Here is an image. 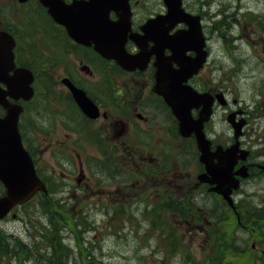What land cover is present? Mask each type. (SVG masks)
Returning <instances> with one entry per match:
<instances>
[{"label":"flooded vegetation","instance_id":"obj_1","mask_svg":"<svg viewBox=\"0 0 264 264\" xmlns=\"http://www.w3.org/2000/svg\"><path fill=\"white\" fill-rule=\"evenodd\" d=\"M6 1L16 4L13 5L17 8L21 5L16 0H0V10ZM64 1L70 3L73 0ZM25 4L36 11L39 20L45 19L54 29L50 32L45 28L44 35L36 40L35 44L40 42L41 48L34 44V57L27 51V46L22 45L24 53L29 55L27 59L33 58L42 67L39 77L45 80L46 76L52 77V73L57 72L53 77L57 91L49 95V100L46 95L45 100L52 110L47 113L45 109V121L40 123L39 133L34 137L35 140L36 136L39 138L36 142L48 160L44 159L46 166L35 158L36 169L42 173L45 183L49 185L53 180L57 181L63 193L70 187H75L78 192L89 188L92 199L96 182L101 181L108 188L114 186L109 190L119 192L120 197L113 201L114 206L126 204L124 193L136 189L148 196L157 194L151 199L160 197V194L173 199L176 192L182 198L184 192L194 190L214 195L208 191V184L197 183V175L205 169L198 161L194 137L179 134L178 122L170 107L155 91L156 73L161 64L162 70L165 69L173 78H186L184 85L192 91L214 97L212 113L204 123L203 131L210 141L212 163L216 165V148L225 149L237 140L232 133L225 134L217 129L223 114L233 112L234 119L244 118L247 127L254 113H259L261 108L264 111V105L254 101L257 97H264V0H181L185 23H175L174 18L165 16L167 8L163 0H130V32L135 33L139 40L134 44L129 39L130 33H127L124 49L127 54L138 53L148 58L144 65V61L140 62L142 69L136 67L129 71L114 60L100 57L90 46L75 44L61 26L52 22L37 0ZM109 15L115 19L113 12ZM148 21H152V25L146 27ZM12 35L17 45L18 35ZM190 61L195 64L190 65ZM16 66H20L17 60ZM187 72H191L190 75ZM244 75L252 81L253 99L247 107L237 99L230 103L227 101L229 95L236 91L230 82L240 80ZM62 79H68L85 92L96 105V119H89L81 113ZM37 85L38 79H34V92L38 91ZM41 85L45 94V85ZM217 94L225 97V106L218 105ZM23 109L25 113L26 105ZM199 110L200 107L191 110L193 119L197 118ZM30 115L31 109H28L25 116L27 125ZM58 125L63 129L61 136L57 131ZM260 134V130H253L249 141L258 142L262 146L259 151H253L256 146L247 147L244 143L245 128L238 140L239 147L249 153L245 161L234 165L233 171L245 166L248 176L240 182L249 184H242L232 195L237 236L240 232L258 234V224L264 223V135ZM169 151H172L173 163L170 162ZM192 151L197 161L194 174L188 172L190 165L183 158ZM95 160L104 161L112 167L108 169L105 165V168L114 173L107 171L105 176L95 174L92 166ZM60 161L65 162L59 166ZM49 162L58 165L59 174ZM129 162L135 165L134 170L127 169ZM124 171L133 176L119 179ZM113 174L118 178L114 179ZM135 197L129 196V202L142 203L147 198ZM75 202L81 204L80 200ZM250 250L264 253L255 240L251 242Z\"/></svg>","mask_w":264,"mask_h":264},{"label":"rangeland","instance_id":"obj_2","mask_svg":"<svg viewBox=\"0 0 264 264\" xmlns=\"http://www.w3.org/2000/svg\"><path fill=\"white\" fill-rule=\"evenodd\" d=\"M255 2H258V0H255ZM13 4L11 1L3 3L4 12L1 14L3 25L10 27L16 32L21 38V45L34 46L39 36L44 35V30L49 23L45 19L39 20V16L36 15V11L32 7L17 8L15 7L17 5L14 4V6ZM28 25L31 28H27ZM35 45L39 49L41 48L40 42ZM22 47L24 48V46ZM24 57L29 58V55L22 51L20 58ZM34 67L38 73L41 72L40 69L42 67L39 64H34ZM56 73L53 72L52 77L55 78ZM239 79L230 82L236 91L232 92L229 97L231 100L232 98H236L242 106L247 107V105L252 103L253 99L251 91L252 81L247 78V75ZM54 90L57 91L56 87ZM254 101L261 106L264 105V97H257ZM259 115V120L250 119V126L245 129L248 133L251 132L252 128H255L256 132L261 128V134L264 135V112ZM36 116L39 118H36V120L44 123L43 113L40 116ZM216 127L225 134L231 133L229 126L225 123V116L218 120ZM57 131L60 133L59 136H61L63 129L60 125H58ZM36 140L39 141L37 136ZM37 150L41 158L43 148L39 147ZM168 154L169 156L171 154L170 162L173 163L172 151H169ZM183 158L190 165L188 172L194 174L197 170V161L193 156V151L192 154L186 155ZM49 163L53 164L52 162ZM105 165L102 160H95L92 164L99 176H105V172L109 171L105 168ZM106 166L108 169H112V167ZM130 168L131 170L135 169V165L132 162L128 163L127 169ZM116 175L113 174L112 177L117 179ZM129 176H133V174L124 171L119 176V179H127ZM133 179L134 177L131 178L130 182ZM96 187L92 199H90L89 188L78 192L70 187L68 192L62 193L65 196L64 204L66 206L63 209H67L68 215L76 216L77 220L80 219V216H83L82 218H84L86 223L90 225L91 221L97 226V229L94 231H91L89 227L90 231L86 232V228H84L82 234L79 233L77 235L78 239L82 237L84 245L90 249V254L93 257L91 259L89 256L88 260H83L79 257L77 239H74L72 234L67 233L68 239L65 240V243L78 253L76 257L72 254L73 259L71 258L68 261L70 262L69 264H86L87 262L88 264H162L163 259L166 261V264H189L183 257L185 251H189L191 259L201 263L204 258L206 260L207 256H211L213 253L210 249L213 238L207 237L206 233L212 234V228H215L221 233L220 240H224L222 239L220 223L228 219L232 224L230 214L228 213L229 210L224 209V207H222L223 210L219 208L215 219H211V215L215 214L218 210L211 197L204 196L200 201L201 207L199 209H194L191 205L185 203L178 204V207L186 211L188 210L186 215L182 216L179 213H170L162 210L158 212V209L162 208L164 203L159 202L156 205L159 197L150 198L157 195L155 193L148 196L137 189L134 192L126 191L123 195L126 204L118 208L114 206L113 201L117 200L120 194L117 190H109L114 187L113 185L111 188H108V186L99 181V184L96 182ZM179 195L178 192L174 193L173 199L176 201V198L180 197ZM129 196L133 198L136 196L135 199L147 198L142 203H138L137 201L134 204H130L128 200ZM148 198H150L149 201L147 200ZM76 200H80L83 207H77ZM38 205L37 200H33L29 204L20 206L14 211L16 218L11 219L8 217L7 220L0 222V230L11 236L12 239L18 238L23 244L31 248L35 245H38L40 248L45 247L46 245H43V242L49 238V233L46 232L43 223L46 222L48 224L49 222L44 211L45 209L42 206L40 208ZM51 206V202L46 204V210H50ZM156 212L162 217V225L159 224V221H156ZM206 222H209L210 228L205 226L204 223ZM231 227V232L226 231L224 235L230 239L231 246L236 245L242 248V251L232 250L234 251L233 262L235 264H264V253L259 254L250 250L253 240L256 241V244L260 248L264 249V238L262 235L264 229L260 230V236L240 232L237 236L240 238V241L237 242L235 239L236 228L233 224ZM199 233L203 234L200 235ZM169 235H176L178 237V242L180 243V245H177L178 249L174 250L168 245ZM244 238H246V242ZM38 263L43 264V259L38 260ZM38 263L31 259H23L21 263H17L10 258L4 262V264Z\"/></svg>","mask_w":264,"mask_h":264},{"label":"water","instance_id":"obj_3","mask_svg":"<svg viewBox=\"0 0 264 264\" xmlns=\"http://www.w3.org/2000/svg\"><path fill=\"white\" fill-rule=\"evenodd\" d=\"M39 1L47 8V12L53 20L62 25L67 34L76 42L87 45V39L90 38V42L94 43V49L102 56L116 59L126 69L135 65L136 56H123L121 53L124 35L129 29L127 0H91L90 3L89 1L83 3L79 1L70 5H65L62 0ZM165 2L169 6L170 15L181 13L178 0H165ZM111 9L117 12L118 19L116 21L108 19V12ZM131 38L136 42L134 36ZM12 47V38L7 33L0 31V83L6 86L5 90L0 88V105L5 110V115L0 118V181L5 188V193L0 196V218L13 205L25 201L35 191L43 190L41 183L35 177L31 161L21 146L17 132V118L21 109L6 100V96L15 100L19 98L27 100L32 94L31 73L25 69L13 70ZM10 71H13V75L8 73ZM157 81L159 85H162L158 90L159 94L179 121L180 133L185 136L194 132L197 148L200 151L199 161L205 165L206 172L212 178V183L216 185L214 190L231 206V190L238 187V180L234 176L246 175L243 168L235 173L232 172V169L236 159L238 157L244 159L246 152L241 151L237 156V145L235 144L226 149L218 158V167L209 165L208 141L204 139L202 133V123L208 117L209 109L206 112L203 111L199 118L192 119L189 109L193 103L188 104L189 102L186 101L183 105L184 98L188 97L180 85L183 80L175 79L172 76L170 80H167V73L162 72L157 77ZM72 92L81 110L89 117L95 116V111L84 93L80 90H72ZM228 121L232 123L237 136L244 121L234 123L232 118Z\"/></svg>","mask_w":264,"mask_h":264},{"label":"trees","instance_id":"obj_4","mask_svg":"<svg viewBox=\"0 0 264 264\" xmlns=\"http://www.w3.org/2000/svg\"><path fill=\"white\" fill-rule=\"evenodd\" d=\"M178 204L180 203H176L175 205H172L173 207H170L169 210L172 212L184 213V211L186 210L178 207L177 206ZM215 204L218 207V209L219 208L222 209L223 207L222 202H216ZM51 210L52 212L50 216H52V219L55 222L50 223L51 233L53 232V237L51 238L52 252H51L49 259L51 260V264H60V263L66 264V260L68 259L67 253L69 249L63 244L59 243L60 242L59 233H57L59 228L57 227H58V222L66 221L68 223V218L66 216L64 217L63 214L61 213L57 214L56 213L57 209H55L54 207L51 208ZM47 211L49 214L50 210H47ZM217 214H218L217 212L215 214H212L211 219L212 220L215 219ZM185 215L186 214H184L183 216ZM162 222L163 221H159V224L162 225L161 224ZM220 225H221V232L223 236L222 239L224 240H220L221 233L217 231L215 228H212V235H214V237L216 238V239H213V243L211 244V251L213 252L212 255L207 256L206 260L204 258L203 262L198 263L190 258L189 253H185L183 257L186 262H188L189 264H235L233 262V257H234V253L232 251L233 249H232V246L230 245L231 241L224 235L226 231L231 232L232 224L229 222L228 219H226L225 221H222ZM178 244L180 245V243L176 240H170L168 243V245L174 250L178 249V246H177ZM26 254L28 255L32 253L26 248L24 244H21L19 241L17 240L10 241L8 239V236L0 230V264L4 263L6 259H9L12 256L14 257L15 260L21 261V259L24 258ZM56 260H60V263L55 262ZM162 264H166V261L164 259L162 260Z\"/></svg>","mask_w":264,"mask_h":264},{"label":"bare ground","instance_id":"obj_5","mask_svg":"<svg viewBox=\"0 0 264 264\" xmlns=\"http://www.w3.org/2000/svg\"><path fill=\"white\" fill-rule=\"evenodd\" d=\"M219 209L217 210V213H218ZM78 250H79V257L81 259H84L86 258L89 254H90V249L89 247L85 246L83 243H80L78 245ZM55 262H59L60 263V260H56ZM61 264V263H60Z\"/></svg>","mask_w":264,"mask_h":264}]
</instances>
